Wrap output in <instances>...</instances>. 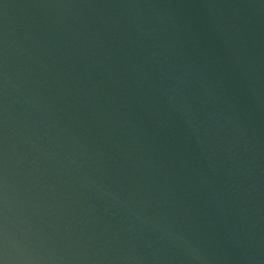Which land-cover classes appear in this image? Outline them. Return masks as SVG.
<instances>
[{
  "label": "water",
  "instance_id": "obj_1",
  "mask_svg": "<svg viewBox=\"0 0 264 264\" xmlns=\"http://www.w3.org/2000/svg\"><path fill=\"white\" fill-rule=\"evenodd\" d=\"M0 264H264V0H0Z\"/></svg>",
  "mask_w": 264,
  "mask_h": 264
}]
</instances>
